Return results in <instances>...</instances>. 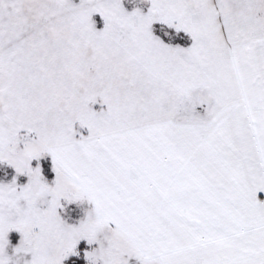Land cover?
Wrapping results in <instances>:
<instances>
[{"label": "snow or ice", "instance_id": "snow-or-ice-1", "mask_svg": "<svg viewBox=\"0 0 264 264\" xmlns=\"http://www.w3.org/2000/svg\"><path fill=\"white\" fill-rule=\"evenodd\" d=\"M128 3L0 0V264H264V0Z\"/></svg>", "mask_w": 264, "mask_h": 264}, {"label": "rangeland", "instance_id": "rangeland-1", "mask_svg": "<svg viewBox=\"0 0 264 264\" xmlns=\"http://www.w3.org/2000/svg\"><path fill=\"white\" fill-rule=\"evenodd\" d=\"M125 4L129 8L132 6L131 4L128 3V0H125ZM95 18H98V14H97V16ZM10 238H11L12 242L15 243L16 240L18 239V233H15V232L11 233L10 234ZM81 247H83V245H81ZM80 264H84V261H83V257L82 256H81V259H80Z\"/></svg>", "mask_w": 264, "mask_h": 264}, {"label": "crops", "instance_id": "crops-1", "mask_svg": "<svg viewBox=\"0 0 264 264\" xmlns=\"http://www.w3.org/2000/svg\"><path fill=\"white\" fill-rule=\"evenodd\" d=\"M262 195H264V194H262Z\"/></svg>", "mask_w": 264, "mask_h": 264}]
</instances>
